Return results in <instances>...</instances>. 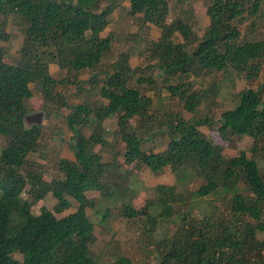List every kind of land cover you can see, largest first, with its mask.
Returning a JSON list of instances; mask_svg holds the SVG:
<instances>
[{
  "label": "trees",
  "instance_id": "trees-1",
  "mask_svg": "<svg viewBox=\"0 0 264 264\" xmlns=\"http://www.w3.org/2000/svg\"><path fill=\"white\" fill-rule=\"evenodd\" d=\"M102 1L0 0V41L7 39L4 28L10 16L19 17L24 24L14 64L3 62L0 47V137L4 139L0 149V264H96L88 249L93 236L86 216V208H92L94 203L84 193L94 191L106 197L110 194L107 185L121 186L115 179L122 175L116 172L112 181L109 164L101 162L92 150L97 137L103 136L101 122L111 111L117 114L115 135L124 144V165L132 170L146 168L151 173L168 167L177 179L193 176L204 182L187 193L178 192L174 186L157 185L156 196L145 201L141 209L121 207L124 218L143 217L150 229L156 225L155 219H179L173 236L161 240L156 264H264V240L256 238V232L264 229L258 222L264 209V171L260 173L256 162L243 151L223 158L221 149L198 130L199 126L213 124L207 117L187 122L174 115L164 127L165 149L158 153L141 149V138L129 125L132 119L148 118L150 100L136 86L145 81L139 78V69L130 68L129 56L122 52L110 64L109 73L95 70L101 68L111 46V37L101 34L114 9L113 3L101 6ZM261 1L209 0L204 11L208 26L196 39L182 21L165 23L166 0H129L128 14L140 15L142 24L159 30L157 40L146 48L147 57L159 65L164 82L169 77L179 79L178 83L167 85L166 90L184 111L193 112L202 94L186 88L180 76L227 69L242 74L246 81L258 75L260 62L264 61V44L238 43L239 31L234 23L256 17ZM175 33L182 43L174 41ZM85 45L88 48H83ZM49 64H55L59 70H71L75 75L88 72L91 89L96 77L102 75L97 93L107 103L89 105L86 97L85 103L71 106L65 126L71 132L69 151L73 160H59V176L46 183L40 174L24 170L26 157L34 152L41 135L37 126L25 127L24 118L34 92L43 103L49 102L56 84L63 82L51 77ZM87 123H92V130L85 136L82 130ZM216 125L221 140L246 136L252 140L254 152L256 143L264 136V103L258 92H239L234 107L220 113ZM25 187L28 198L23 199ZM215 192L221 193L239 225H215L210 219L195 224L186 212H177V204L184 205L193 196L203 198ZM47 193L56 200L55 213L69 208L67 198L75 202L74 211L58 219L44 207L39 208L37 215L32 214L31 208ZM246 217L256 221V225L241 220ZM15 254L19 260L13 258ZM116 264L129 262L120 258Z\"/></svg>",
  "mask_w": 264,
  "mask_h": 264
},
{
  "label": "rangeland",
  "instance_id": "rangeland-1",
  "mask_svg": "<svg viewBox=\"0 0 264 264\" xmlns=\"http://www.w3.org/2000/svg\"><path fill=\"white\" fill-rule=\"evenodd\" d=\"M208 2L209 0H166L168 13L165 23L182 21L189 26L194 37L198 39L208 26V19L204 14ZM111 3H113L114 9L108 15L107 26L101 34V37L107 35L111 37V46L101 62V68L96 67L95 70L103 69L109 73L110 64L122 52L129 56V67L139 69V78H143L145 81L136 86L150 100L148 118L146 120L132 119L129 121V125L137 130L138 136L141 138V149L153 153L165 149L167 137L164 127L174 115H178L181 120L187 122L207 117L213 124L199 126L198 130L204 138L221 149L223 158L235 157L240 151H243L246 157L252 158L256 162L260 173H263L264 136L256 143L255 151L252 152V140L246 136H230L226 141L221 140L216 132V122L220 113L234 107L239 92L245 89L256 90L264 103V61L260 62L258 75L252 81H246L242 74H238L232 69H227L224 72L204 71L186 77L180 76V80L186 88L195 92L199 91L202 94L201 101L194 111L186 112L181 103L176 98L170 97L166 90L167 85L176 84L179 79L169 77L164 82L159 65L156 66L155 61L149 60L147 57L146 48L150 42L157 40L159 30L151 25L142 24L140 15H129V0H103L101 6ZM234 24L239 31L238 43L259 41L264 44V0L261 1V8L256 17L239 20ZM23 30L24 24L19 17L10 16L5 21L4 32L7 39L0 41L4 63L14 64L18 60ZM173 39L175 42L182 43L176 33ZM83 48H88V45ZM48 72L53 79L63 82L56 84L54 95L49 102L43 103L42 97L34 92L28 101L30 110L24 120L25 127H30L35 124L34 119L39 115L37 127L40 128L41 133L36 149L26 157L24 170L40 174L46 183L59 176L57 172L59 160H73L69 151L71 132L65 126V116L70 113L71 106L85 103L86 97L89 105L104 106L107 103L97 93L101 86L99 79H102V75L96 77L94 85L96 89L94 86L91 89L89 82L87 83L88 72H80L75 75L71 70H59L55 64L48 65ZM75 80L78 83L74 84ZM146 80L150 82H146ZM133 81L130 83L131 86L135 83ZM212 88H214V93ZM59 100L67 106H61ZM44 105H46V114L43 113ZM116 116L117 114L111 111L101 122L103 136L97 137V142L92 150L101 157V162L109 164L108 171L112 181L114 176L116 177V172L122 175L115 179L121 186L107 185L110 194L106 197L94 191L84 193L85 197L94 203L92 208H86V216L92 224L93 236V241L88 248L89 253L96 264H116L120 258L128 260L129 264H156L161 250V240L173 236L176 227L180 225L179 219L176 217H171L168 220L155 219L156 225L150 229L145 224L143 217H136L132 220L124 218L121 215V207L141 209L145 201L156 196L154 187L157 185L174 186L178 192L187 193L196 190L204 182L201 179L193 178V176L177 179L176 174L168 167L151 173L146 168L132 170L131 166L124 165L121 156L124 144L115 135ZM91 130L92 123H87L82 131L85 136H88ZM3 145L4 139L0 137V149ZM27 190L28 188L25 187L22 194L23 199L28 198ZM67 201L69 208L61 213H55L53 206L56 200L47 193L31 208V213L37 215L39 208L44 207L58 219L74 211L75 202L70 198H67ZM176 208L177 212H186L189 215V221H195V224L203 223L205 219H210L215 222V225L218 223H222L224 226L228 223L240 224L228 211L226 200L219 192L203 198L193 196L186 204H177ZM104 214L105 217L102 218ZM241 220L249 222L253 226L256 225V221H252L248 217ZM258 222L264 226V209ZM256 238L260 241L264 240V229L256 232ZM13 258L20 259L16 254L13 255Z\"/></svg>",
  "mask_w": 264,
  "mask_h": 264
},
{
  "label": "water",
  "instance_id": "water-1",
  "mask_svg": "<svg viewBox=\"0 0 264 264\" xmlns=\"http://www.w3.org/2000/svg\"><path fill=\"white\" fill-rule=\"evenodd\" d=\"M38 116H39V115H38ZM38 116H37V118L40 117V116H39V117H38ZM26 118H27V117H25L24 120H26ZM37 118L34 119V121H35V124H34V125H35V126H38V124H39V119H37Z\"/></svg>",
  "mask_w": 264,
  "mask_h": 264
}]
</instances>
